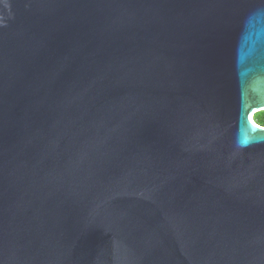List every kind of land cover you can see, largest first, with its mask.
I'll use <instances>...</instances> for the list:
<instances>
[{
    "label": "water",
    "instance_id": "95a60500",
    "mask_svg": "<svg viewBox=\"0 0 264 264\" xmlns=\"http://www.w3.org/2000/svg\"><path fill=\"white\" fill-rule=\"evenodd\" d=\"M262 112L264 0H0V264H264Z\"/></svg>",
    "mask_w": 264,
    "mask_h": 264
},
{
    "label": "trees",
    "instance_id": "16d2710c",
    "mask_svg": "<svg viewBox=\"0 0 264 264\" xmlns=\"http://www.w3.org/2000/svg\"><path fill=\"white\" fill-rule=\"evenodd\" d=\"M254 121L257 126L264 128V112L255 115Z\"/></svg>",
    "mask_w": 264,
    "mask_h": 264
},
{
    "label": "bare ground",
    "instance_id": "6f19581e",
    "mask_svg": "<svg viewBox=\"0 0 264 264\" xmlns=\"http://www.w3.org/2000/svg\"><path fill=\"white\" fill-rule=\"evenodd\" d=\"M251 118H252V117H251ZM252 123L255 124V123H254V119H252Z\"/></svg>",
    "mask_w": 264,
    "mask_h": 264
}]
</instances>
